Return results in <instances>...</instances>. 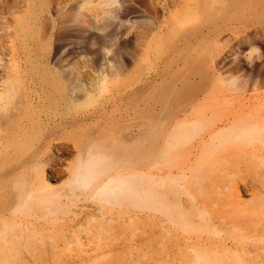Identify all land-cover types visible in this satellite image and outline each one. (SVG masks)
Returning <instances> with one entry per match:
<instances>
[{
	"label": "bare ground",
	"instance_id": "bare-ground-1",
	"mask_svg": "<svg viewBox=\"0 0 264 264\" xmlns=\"http://www.w3.org/2000/svg\"><path fill=\"white\" fill-rule=\"evenodd\" d=\"M61 5L59 0H31L17 16L15 32L24 62L12 64L11 77L1 83L0 262L26 257L37 262L35 258L45 253L52 240L54 216L71 213L70 206L82 197L111 206L101 208V213L88 210L83 216L108 235L104 239L117 241L119 232H126L127 219L149 218L146 243L151 254L146 260L140 257L141 264H173L175 260L182 264H264V156L256 149L264 147V117L258 115L264 106L257 116H239L229 110L218 114L217 104L204 102L209 91L219 87L215 81L224 79L223 53L214 51L226 42H222L225 37L238 44V48L229 47L231 55L243 54L239 49L249 43L252 57L257 43L264 44V0L218 4L200 38L210 43L212 54L207 55L208 48L202 50L203 56L184 54L177 41L170 45L169 56L155 75L143 78L138 62L141 70H136L131 93H113L108 104L93 103L111 91V84H117L126 69L117 59L118 22L126 19L129 7L121 0H80L67 9ZM100 11L109 13L110 20L93 23L105 32L102 50L112 54L113 71L111 76L103 73L96 78L83 72V78L91 79L83 85L80 73L86 66L71 68L74 78L58 68L63 20L75 16L87 27L86 18ZM131 20L126 19L134 25ZM175 52H179L176 57L170 56ZM21 67L38 81L36 106L27 100L24 82L12 72ZM224 81L228 88H241L235 79ZM125 96L132 99V111L129 102V108L120 111ZM70 147L79 152L77 164L64 187H56L45 176V167L51 153ZM177 151L180 156L175 155ZM243 153L252 158L246 160ZM238 188L254 191V202L240 206L233 198L228 200V191ZM133 220L127 223L135 228L140 222ZM72 221L82 225L78 215ZM66 226L67 230L74 225ZM55 237L58 241L63 235ZM39 242H45L43 252L36 248ZM51 245L44 255L55 247ZM180 246L185 251L175 250Z\"/></svg>",
	"mask_w": 264,
	"mask_h": 264
},
{
	"label": "rangeland",
	"instance_id": "rangeland-1",
	"mask_svg": "<svg viewBox=\"0 0 264 264\" xmlns=\"http://www.w3.org/2000/svg\"><path fill=\"white\" fill-rule=\"evenodd\" d=\"M30 1L31 0H0V90L3 89L1 84L3 80L11 77V73H10L11 68L9 67L14 63L20 64V66H22L24 62L22 55L18 50V38L16 37L17 34L15 30H16L17 16L23 14V10L27 8ZM59 1L62 2L61 6H64V9H67L71 6L72 7L75 6L80 0H59ZM98 1L103 2V0H94V3H97ZM121 1L125 7L126 6L129 7L128 16H126V19H132L133 22H135V24L132 25L133 23H129V21H126L125 18L123 21L118 22L119 23L118 28H120L121 32L119 33V49L117 53L118 54L117 59L126 66V69L122 71L123 73L121 74L118 83L115 85L111 84L112 85L111 91L104 93V95L100 97L97 102L93 104H100L103 101H104L103 103L106 102L108 104L107 99L109 100V97H111L113 93L120 92L123 93L124 95L130 94L133 88V83L136 78V74L139 73L138 71L143 69L142 70L144 73L143 78L147 76L155 75V73L159 70L160 66L163 65L162 64L164 61L163 59L166 58L167 55L169 56L168 51L170 49L169 48L170 45L175 44V42L178 43L177 41H179L178 44H180L181 51L184 54L189 53L195 56L205 55L204 51L202 50H205V48H208L211 45L207 41H200V38H202L201 34L203 33L205 34L207 32V29L210 26L209 21L215 16V12H216L215 9L218 7L217 5L218 4L220 5L221 3L225 2V0H127V1L121 0ZM195 3H198V5H196ZM247 3H251V0H247ZM104 7L107 8V6ZM109 15H110L109 13H103L102 11L96 12V14L91 16V18H86L87 27H85L83 23L77 22L75 20V16L73 17L71 15H68L64 17L63 30L61 34V40H62L61 43L63 49L60 52L59 65H58V68L61 70L63 74L67 76L70 75L74 78L75 75L74 74L71 75L69 73L71 72V68L74 67L76 68L77 65L81 67L86 66L84 68L82 67L83 69L80 73V77L82 79L83 85H87L91 81V79H87V76L86 78L82 77L83 72L84 73L87 72L86 74L90 75L91 78L101 77L103 73L107 74L108 76L112 75L113 66L110 61L112 54L102 50V46L105 44V39L103 38L105 32L97 30L95 28V24L93 23V22H97L98 25H102L105 21L110 20L108 18ZM224 39H226V37ZM224 39L222 42L224 41L226 42L221 44L222 47L217 49L215 48L214 51V54L218 52L223 53L222 57L223 56L224 57L222 59V62L225 61L224 62L225 64L223 63L224 69L221 70V72L223 73L222 78L224 79L215 81L217 82L216 85H219L220 89L217 86L218 88L210 90L209 91L210 93H208L209 96L206 97L207 100H204V102L213 103V104L215 103V105L217 104L215 112H218V114H221L222 113L221 111L229 110L227 112H231L239 116H245V115L247 116L250 113H253V115L257 116L256 115L257 111H259L264 106V72H263L264 44L262 42H259L260 44L257 43L256 46L258 51L256 52L253 51L252 57L250 56L251 55L250 52L252 48L249 43L242 45L241 48L239 49L240 51H244L243 54L239 53L238 55L237 54L231 55L232 53L229 52L230 51L229 47L235 44L236 45L235 48H238V44L234 42L235 40L228 41ZM185 40L188 41L184 43ZM208 53L212 54L210 48H208L207 51V55L209 56ZM178 54L179 52H175V54L172 53L170 56L175 55L173 57H176ZM211 54L210 56H212ZM169 58L171 59V57ZM138 62H140L142 66L138 65L139 64ZM203 63L205 64L207 62H203ZM256 65L257 66L259 65L258 68L260 67L258 70L256 68L257 67ZM140 66L141 69L139 68ZM233 66H235L236 69ZM233 68L235 70H233ZM254 68L256 69L254 70ZM137 69L138 71H136ZM256 70L260 72L257 73ZM12 72H14V74L24 82L26 88V98L28 101L31 102L32 105L36 106L39 100L38 90L40 89V87L37 85L38 81L34 79L32 73L26 71L23 67H21L19 70H14ZM187 73L188 71H185L183 72V75ZM230 78L235 79V81H237V84L238 85L240 84L241 88L238 87L240 89H237V85H234L237 89L234 90L235 89L234 86L232 89L225 86L227 81L224 80ZM236 78H238V80H236ZM245 80H247L246 85L248 86L245 85V88L243 89L242 87H244V84L246 83ZM257 81L259 82L260 86ZM241 82L243 85H241ZM254 82L258 85L255 86ZM125 97L126 98L120 102L121 104L120 111L124 112L125 109L129 108L128 105H130L129 110L132 111L133 110L132 107L133 103L131 102L132 99L128 98V96ZM65 98L67 100V96H65ZM128 102L129 104L126 106ZM94 106L95 105L93 106L91 105V107L90 106L89 107L92 108ZM237 108L239 109L237 110ZM261 112L263 113L264 111ZM207 113L210 115V111H207ZM262 113H258V115L261 114V116L264 117L263 116L264 113L263 115ZM72 145H74V142ZM263 148L257 147L256 149L259 154L264 156ZM253 149L255 150V148ZM78 153H79L78 150L74 147H70L64 150L63 152L56 151L51 153V160H49L48 165L45 167L46 172H44V174H46L45 176H47L48 174L51 180L50 182H52L54 186L64 187V185L68 182L70 176H72V170L77 164ZM176 153L177 154L175 155L179 154L178 151ZM246 154L247 153L242 154L244 155L246 160L252 158L249 154L247 155ZM51 170H53L54 172L50 173ZM246 191H243L241 188L228 191L229 195L227 199L228 200L230 199V201H232L233 198L234 201L240 204V206H243L244 204L250 205L255 200L254 191L252 190H246ZM78 201H77L78 204L76 202L74 203V205H76L75 206L76 208L74 207L73 204L70 206L69 209V212H71L69 213L70 215L67 214L68 212L67 213L60 212L59 215L58 214L56 215L57 217L54 216V219L55 218L56 219L54 220L52 225V232L50 231L51 234L49 233L51 236L49 235L48 236L49 239L51 238L52 240L55 238L54 240L55 242L50 239L51 240L50 242H52L51 244H54L55 247L54 248L52 247L49 250L51 252H55V254L52 253L53 254L52 255L51 252L48 251V255L47 254L44 255L47 251V248H49L51 245L50 242L48 241L49 239L47 238L48 240L46 241L49 242V246L45 249V247L48 244L46 242L47 243L45 244L46 246L44 245L45 246L44 249L46 250L45 253L43 252L42 250L43 247L41 246L45 242L42 244L41 242H39L40 243V244L38 243L40 245L39 247L38 244L37 247L35 246L39 251L42 250L41 252L44 253V254L41 253L42 255H40V257L38 256L37 258H35L37 259V262H35L36 260L34 259L26 257L22 260H15V261L12 260L11 262L4 263L2 261L0 262V264H112L113 262L116 264H127V263L141 264L140 262L143 259L146 260L147 259L146 257L150 256L151 253L149 251V247H150L149 242L146 243V241L148 240L147 239L148 234L146 233L150 228L149 218L140 217L142 220L140 218L136 219L135 217L131 218L132 220L134 219L136 223L138 220H139L138 222L141 223V224L137 223L135 225L133 224L134 225L133 227L135 228L129 226L127 222H129L131 219L130 220L127 219V221L124 222L126 226L125 227L126 232L124 231L125 233L122 235L121 233L123 232L121 233L119 232V235H117L118 239H116L117 241L114 240L115 238L111 239L107 237L104 239L103 237H106L108 235L106 233L104 234L103 230H100L99 226L95 225V222L92 223H89L90 221L87 222V220L89 219L85 217L87 216L86 211L88 212V210H90L91 212L93 211V212L101 213L100 209L105 208L106 204L104 203L102 204L96 200L88 201L82 197H79ZM115 207L113 208V210L115 211L117 209L118 211L119 208L115 209ZM78 213L82 215H79ZM75 215H78V218L81 219L82 225H80V223L74 224L72 219L74 218ZM106 217H110V214L109 216L106 215ZM69 218L71 219L70 221H68ZM82 218H84L85 220ZM95 218L102 219L101 216ZM66 221L67 223L73 224L74 226L71 229L68 228L66 230L67 227L66 226L67 223L65 224ZM120 224H118L120 227L124 225L123 223L122 226ZM118 225H116V227ZM78 226L79 228H77ZM133 229L134 231H132ZM112 230L114 231V229ZM58 231H60L61 233ZM66 231H68V233ZM100 231H101V235L97 236L98 233L100 234ZM133 233H135L134 236ZM102 234H104L105 236L104 235L102 236ZM55 235L59 237L63 235V237H61L62 239L59 238V240L57 241L58 237L56 239ZM110 235L112 236L114 234H110ZM144 237L146 239H144ZM143 243L145 246L143 245ZM33 246L34 245H32V247ZM31 248L27 250L30 251ZM36 248L34 249L36 250ZM178 248H175V250L180 251L181 249L182 251L183 250L185 251L184 247L180 246ZM35 250H32L33 253ZM37 252L35 253L37 254ZM30 253L31 252H29V254ZM33 253H31V256ZM140 257H142L143 259ZM177 257L179 256L177 255ZM32 258L34 257L32 256ZM38 258L40 259V261L38 260ZM135 260L137 261V263ZM175 261L173 264H182L180 263L181 261L179 262L178 261L175 262ZM171 262L172 261L170 262L168 261L166 263L169 264Z\"/></svg>",
	"mask_w": 264,
	"mask_h": 264
}]
</instances>
